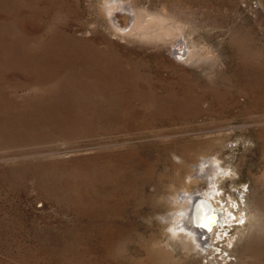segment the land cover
<instances>
[{
  "label": "rangeland",
  "instance_id": "1",
  "mask_svg": "<svg viewBox=\"0 0 264 264\" xmlns=\"http://www.w3.org/2000/svg\"><path fill=\"white\" fill-rule=\"evenodd\" d=\"M108 1L0 0V264H264V0ZM205 152L201 255L170 204Z\"/></svg>",
  "mask_w": 264,
  "mask_h": 264
},
{
  "label": "bare ground",
  "instance_id": "2",
  "mask_svg": "<svg viewBox=\"0 0 264 264\" xmlns=\"http://www.w3.org/2000/svg\"><path fill=\"white\" fill-rule=\"evenodd\" d=\"M104 10H105V13H107L106 16L108 15L107 17H109V19L111 21L110 23L113 24L112 25L113 28H115L116 30H119V31H126L127 30V32L131 29V25H133L132 23L135 20L131 21V18L133 16H131L132 14L129 12L130 6L128 3L127 4L124 3L123 0L122 1H116V2L114 0L113 1L111 0L107 5H104ZM133 14H134V12H133ZM132 27H134V25ZM179 43H180V45H182L181 42H179ZM179 46L175 47V49H172V53H175L176 57H178V55H183V53H184L183 47L181 46V48H179ZM27 52H28V50H27ZM60 67H61V65H60ZM58 74H60V73H58ZM136 81H137V79H136ZM213 154H212V156H213ZM210 155H211V153L207 154L205 152V154L202 155L203 159L201 161L199 160L200 161L199 163H197V161H194V163H193L194 167L189 168V171L187 173L189 178H190L189 181L186 182L187 184H183V186L180 185V188L175 191V193L171 196L172 203L170 204V210H174V213L172 215L174 217V221H173V225L171 227V234H173V236L179 238V240L181 239L183 242H185V245H187L190 248L191 252H192V250H194L197 253H200L201 255H202V253L204 254L207 250L209 251V248L212 244L214 245V243H213L214 233L217 232L218 230H220L221 226H223L224 223L228 222V219L232 218L230 211L229 212L227 211L228 213H226L225 210H220V208H219V211L217 209V212H218L217 215L218 216L216 218V214L211 215L212 212L208 213L207 204L203 201H200L201 197L203 198V200H204V198L210 199L212 197L210 195H213V197H217L215 192L219 189L218 185H217V182L219 180L218 179L219 176H217L216 174L218 172L219 173L222 172V174L223 173L225 174V171L228 168V167L223 168L221 165L216 164V163L213 164V159L209 158ZM206 162L208 163V167H205ZM179 163H181V162H179ZM177 174H178V172H177ZM178 180H180V179H178ZM200 180H204V181H206V183H208V180H210L209 183L211 185L208 186L207 188H205V190L202 188H198V186L191 188V184H193V183L197 184ZM201 189H202V191H201ZM198 191H199V193H198ZM238 191H239V195L244 197V190L240 189ZM211 204H212V202H211ZM239 214H240V212H239ZM245 216L246 215H241V216L237 217V215H236L238 220L244 218ZM212 217H214V219L216 218V220H215V223L211 226L210 219ZM221 229L223 230L224 228H221ZM218 235L221 236L222 234L219 233Z\"/></svg>",
  "mask_w": 264,
  "mask_h": 264
},
{
  "label": "water",
  "instance_id": "3",
  "mask_svg": "<svg viewBox=\"0 0 264 264\" xmlns=\"http://www.w3.org/2000/svg\"><path fill=\"white\" fill-rule=\"evenodd\" d=\"M200 201H203V202H205L206 204H207V208H208V213H210V212H212V214L211 215H214V214H216V218H217V209L216 208H214V206L211 204V202L208 200V199H206V198H204V200H203V198L201 197V200ZM210 210V211H209ZM216 218L214 219V217H212L211 219H210V223H211V226L215 223V220H216Z\"/></svg>",
  "mask_w": 264,
  "mask_h": 264
}]
</instances>
